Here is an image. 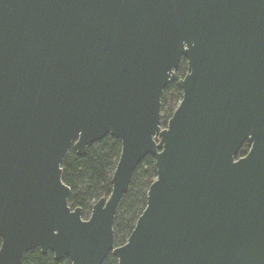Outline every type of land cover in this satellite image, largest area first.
I'll return each instance as SVG.
<instances>
[{
  "label": "water",
  "instance_id": "1",
  "mask_svg": "<svg viewBox=\"0 0 264 264\" xmlns=\"http://www.w3.org/2000/svg\"><path fill=\"white\" fill-rule=\"evenodd\" d=\"M106 135L121 141L112 191L83 219L61 163ZM146 155L157 177L115 247ZM36 248L71 264H264V0H0V264Z\"/></svg>",
  "mask_w": 264,
  "mask_h": 264
},
{
  "label": "trees",
  "instance_id": "2",
  "mask_svg": "<svg viewBox=\"0 0 264 264\" xmlns=\"http://www.w3.org/2000/svg\"><path fill=\"white\" fill-rule=\"evenodd\" d=\"M187 72V61L181 58L176 71V80L170 82L163 90L160 106V123L166 127L168 120L178 107L182 99V89L178 80ZM249 146L244 143L239 149L236 158L245 156ZM121 154V141L111 135H106L87 146L84 155H78L71 147L62 163V180L70 187L68 204L71 208L80 207L82 218L87 219L92 206L101 198H108L112 191L111 178ZM157 177L155 159L146 155L137 165L127 192L121 197L115 212L113 234L114 246L119 247L126 243L136 221L142 214L147 203L149 186ZM20 264H71L68 257L55 260L53 253L43 255L36 248L25 253ZM102 264H118L111 253Z\"/></svg>",
  "mask_w": 264,
  "mask_h": 264
},
{
  "label": "bare ground",
  "instance_id": "3",
  "mask_svg": "<svg viewBox=\"0 0 264 264\" xmlns=\"http://www.w3.org/2000/svg\"><path fill=\"white\" fill-rule=\"evenodd\" d=\"M115 170V169H114Z\"/></svg>",
  "mask_w": 264,
  "mask_h": 264
}]
</instances>
